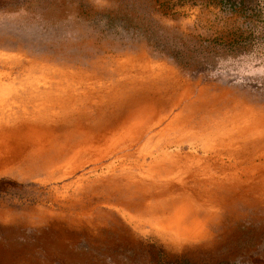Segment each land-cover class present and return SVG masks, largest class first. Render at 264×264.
<instances>
[{"label": "rangeland", "instance_id": "1", "mask_svg": "<svg viewBox=\"0 0 264 264\" xmlns=\"http://www.w3.org/2000/svg\"><path fill=\"white\" fill-rule=\"evenodd\" d=\"M0 264H264V0H0Z\"/></svg>", "mask_w": 264, "mask_h": 264}]
</instances>
